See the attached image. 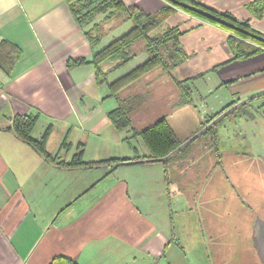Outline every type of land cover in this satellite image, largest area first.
<instances>
[{
  "label": "crops",
  "instance_id": "obj_1",
  "mask_svg": "<svg viewBox=\"0 0 264 264\" xmlns=\"http://www.w3.org/2000/svg\"><path fill=\"white\" fill-rule=\"evenodd\" d=\"M123 1L149 14L168 4ZM255 1L199 0L264 33V18L255 19L248 9ZM166 22L168 28L181 25L187 31L182 45L189 60L174 71L177 79L211 73L219 88L229 87L240 100L264 94V54L229 63L233 54L222 28L183 12ZM4 40L17 45L22 56L11 75L0 69V264H51L57 256L79 264H192L188 256L193 264H237L244 260L237 244L247 252L245 264H264V251L257 247L264 249V238L257 242L256 220L252 226L242 203L249 202L251 188L188 193L173 187L181 178L172 179V172L167 187L163 164L149 162L143 140L132 129L118 131L110 123L108 113L114 108L102 106L110 94L97 84L94 66L67 67L70 58L91 61L102 48L101 42L96 48L90 45L65 0H0V43ZM178 100L179 92L175 104ZM191 106L175 107V112ZM37 113L33 137L40 139L51 127L47 150L58 162H70L81 143L86 162H132L119 164L112 173L106 164L57 167L10 130L15 115ZM183 164L174 168L186 176ZM237 191L243 193L236 198ZM213 194L224 197L226 208L206 201ZM222 210H227L223 218Z\"/></svg>",
  "mask_w": 264,
  "mask_h": 264
},
{
  "label": "trees",
  "instance_id": "obj_2",
  "mask_svg": "<svg viewBox=\"0 0 264 264\" xmlns=\"http://www.w3.org/2000/svg\"><path fill=\"white\" fill-rule=\"evenodd\" d=\"M65 1L93 48H96L101 42L102 23L106 24L120 18H124V22H133L131 30L96 52L91 61L85 58H70L67 61L69 69L88 64L94 66L96 82L98 85H106L108 87L110 91L109 97L117 98L124 90L161 69L162 74L168 76L179 92V100L175 106L183 107L194 103V83L197 79L204 78L206 74L200 73L185 80H179L174 76V71L189 60V55L182 45V37L187 31L183 30L181 25H177L155 33L178 10L216 25L230 33L227 37V44L233 54V59L229 63L248 60L264 52V35L255 30L248 22L239 21L229 13H220L202 4L199 0H166L168 4L155 14H149L136 5H127L123 0ZM248 9L255 19L262 20L264 18V0H257L251 3ZM100 16H104V18L101 22H97ZM141 40L144 41V50L148 53L149 58L124 76L110 82L108 76L111 72L125 66L137 56L132 52V48ZM21 56L22 50L17 45L8 40L0 43V69L7 75L13 73ZM108 62H111L109 65L110 69L108 72H105L104 64ZM151 95V92H136L120 100L119 106L108 113V118L116 130L132 129L134 136L140 137L143 140L150 152V156L147 157L151 159L149 162H161L163 164L165 182L168 187L172 184L169 175L171 169L174 166L183 167V162L187 161L191 156L192 146L195 142L201 141V147L208 151L212 149L218 150L219 124L224 117L236 114L238 109L222 116V112H220L211 119H206L202 123V128H204L201 131L203 133L187 145L181 147L184 143L179 142L176 132L169 123V116H163L153 124L138 130L134 127V115L150 102ZM256 99L263 100L264 94L258 97L255 96L250 101ZM245 113L248 114L246 111ZM39 116V113L15 115L10 130L18 139L28 144L57 167L78 168L106 164L114 165L112 173L119 164L132 162L130 159L86 162L84 160L85 150L83 143L79 145L76 154H74L70 162H58L47 150V140L51 133V127L47 128L40 139L33 137V131L38 123ZM66 145L67 142L65 141L62 146L65 147ZM167 194L170 196L169 188L167 189ZM51 264L79 263L67 256H57Z\"/></svg>",
  "mask_w": 264,
  "mask_h": 264
},
{
  "label": "rangeland",
  "instance_id": "obj_3",
  "mask_svg": "<svg viewBox=\"0 0 264 264\" xmlns=\"http://www.w3.org/2000/svg\"><path fill=\"white\" fill-rule=\"evenodd\" d=\"M177 12L186 13L182 10H178ZM103 17L104 16H100L98 21L101 22ZM123 19L124 18L114 19L109 22L106 27L104 26L105 23H102L100 33L101 43L98 48H104V46L120 38L133 28L132 21L124 22ZM167 25L170 26V24L165 22L155 33L168 29ZM226 32L230 34L228 31ZM260 33L264 35V33ZM144 45L143 40L139 41L132 48V52L137 56L125 66L111 72L108 76L109 79L120 78L144 63L149 58L148 53L144 50ZM262 54H264V52L260 55ZM110 63L111 62H109L108 65ZM221 68L222 67L214 68L216 70L212 69V71L218 72ZM162 73V70L158 69L154 74H151V76L145 77L121 92L117 98L105 97L104 100H102V106L105 109L112 110L119 106L120 100L136 92H151L150 102L133 117L134 127L136 128L138 125L148 126L163 116H169L168 120L171 122L177 134V138L181 143H186L195 137L204 128H202V123L206 119H211L220 112H222V116L223 114L226 115L231 112L232 109H238V113L236 112V114L224 117L219 124L218 150H209L208 154L207 149L205 150V148L201 147V141L195 142L192 146L191 156L185 164L186 176H183L184 174L182 175V172H179L180 170L173 167L171 170V178L175 179L180 177L181 182L172 185L174 188L184 187L188 193L193 190H210L211 187L238 188L241 190H244L243 188H251V196L246 197L247 201H249L247 204L252 206L255 210L259 209L258 213L260 215L255 217V223L258 220H262L264 218V212H262L264 208V99H256L253 101L240 100V97L236 98L237 95L232 96V92L228 89L229 87L222 86L219 88L218 85L220 83L217 76L211 73H205L206 75L204 78L197 79L194 83V103L192 106L181 112H175V100L178 91L176 93L174 92L176 88H174L172 81L168 76H164ZM101 87H104L102 91H105L107 95L110 94L107 86L101 85ZM228 105L230 106L227 107ZM243 108L248 114L242 110ZM208 116L210 117L208 118ZM138 139L142 141L140 138ZM197 148H200V151L198 150V156L196 153ZM201 151H203V153ZM110 166L111 168L114 167V165ZM186 177L188 181L185 186L184 179ZM238 193H243V191H237V195H235L236 198L238 197ZM191 198L196 199V196ZM205 198L207 199H205L206 201H210L214 206L219 204L226 208V205H221L223 203L222 199L224 198L222 195L213 194ZM189 205L190 202L184 205V207H189ZM226 214L227 210L225 212L222 210V212H220L221 218L225 217ZM237 216L239 217V214ZM236 231L240 230L236 229ZM223 234L222 232V237ZM228 249L232 252L231 247H228ZM237 250L238 255L244 257V260L241 258L242 261L237 264H245L244 262L246 260L249 262L248 257L245 255L247 252L244 250L242 244H237ZM236 257L237 256H235V258ZM188 259L190 263L193 264L194 261H192L189 256Z\"/></svg>",
  "mask_w": 264,
  "mask_h": 264
},
{
  "label": "water",
  "instance_id": "obj_4",
  "mask_svg": "<svg viewBox=\"0 0 264 264\" xmlns=\"http://www.w3.org/2000/svg\"><path fill=\"white\" fill-rule=\"evenodd\" d=\"M203 133V131H200L195 137H193L191 140H189L188 142H186V143H184L181 147H183V146H185V145H187L188 143H190L191 141H193L196 137H198L200 134H202ZM180 147V148H181ZM179 148V149H180ZM262 226H264V222L263 221H261V220H258L257 222H256V226H255V228H256V240H257V242L258 243H260L261 241H262V238H264V234H263V232H264V229H262L261 227ZM258 247V249H259V251H260V253H262V250L264 251V249H261V247H259V246H257ZM263 255V254H262ZM264 257V256H263ZM264 260V259H263Z\"/></svg>",
  "mask_w": 264,
  "mask_h": 264
},
{
  "label": "flooded vegetation",
  "instance_id": "obj_5",
  "mask_svg": "<svg viewBox=\"0 0 264 264\" xmlns=\"http://www.w3.org/2000/svg\"><path fill=\"white\" fill-rule=\"evenodd\" d=\"M244 205H245V207L247 208V210L249 211L248 212V214H249V217H251V223H252V226H253V224H254V218L256 217V216H259L260 214L258 213V210L259 209H254L252 206H250L249 204H247V202L243 199V202H242ZM262 212H264V209H262ZM264 214V213H263Z\"/></svg>",
  "mask_w": 264,
  "mask_h": 264
}]
</instances>
